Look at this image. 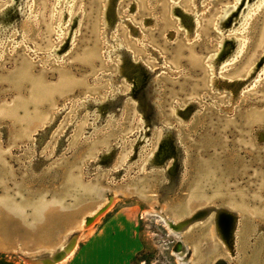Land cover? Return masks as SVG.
Returning <instances> with one entry per match:
<instances>
[{
	"label": "rangeland",
	"instance_id": "374dc122",
	"mask_svg": "<svg viewBox=\"0 0 264 264\" xmlns=\"http://www.w3.org/2000/svg\"><path fill=\"white\" fill-rule=\"evenodd\" d=\"M69 1L0 0L13 8L0 22V264L42 263L75 239L70 264L104 229L118 264H190L218 244L215 210L192 221L210 207L239 211L238 261L264 264V8L234 39L255 0ZM164 128L181 148L173 190L150 166L169 153Z\"/></svg>",
	"mask_w": 264,
	"mask_h": 264
},
{
	"label": "bare ground",
	"instance_id": "6f19581e",
	"mask_svg": "<svg viewBox=\"0 0 264 264\" xmlns=\"http://www.w3.org/2000/svg\"><path fill=\"white\" fill-rule=\"evenodd\" d=\"M58 1L60 3V0H58ZM234 1L237 2L238 0H234ZM65 3H66V1H65ZM263 8H264V0H255V2L253 3V5H250V6H248L246 8V12L244 13L245 15L244 16L242 15L241 24L239 25L237 31L234 32L235 33V36H233L234 39L236 37V33H238V32L245 33L244 31H246L245 30L246 29L245 27L247 25L248 20L250 18H252V16L254 17V13L259 12ZM234 9H235V5L233 4L231 6V8H227V9H225L222 12L221 16L217 19L216 24H215V26H216V28H217L218 31H219V29H222V28L225 27L224 26V23H225V20L227 18V15H228V13L232 12ZM7 14L8 13H5V14L1 15L2 16V18L0 19V22L2 23L1 28H6L9 25L8 19H6ZM242 38L241 39L237 38L239 40L236 41L235 55H234V57H232V59L235 58L238 54L241 53V50H242V48L244 46V41L242 40ZM196 60L197 59H195V61ZM192 63L197 64L199 62H197V61L194 62L193 61ZM210 63H212V60H210ZM224 67H222V68H224ZM262 69H264V65L259 69V71L262 70ZM24 72H25V70H24ZM24 72H22V73L24 74ZM25 75H27V73ZM262 75H264V71H261V73H259V75H256L255 80L259 79ZM19 79H20V77H19ZM25 79H27V78H25ZM63 79H65V78H63ZM66 79H68V78H66ZM66 81H68V80H66ZM252 83L255 84L256 82H252ZM35 85L38 86L37 84H35ZM35 85H34V87H35ZM65 85H67V84L65 83L64 84V87H66ZM38 87L40 88V86H38ZM37 90H38V88H37ZM34 91H35V88H34ZM52 91L51 92L50 91H45L43 89L41 91L42 93L39 92V91H36V92L37 93L39 92V94H41L40 96L43 97V99L44 98L46 99V98L50 97L51 94H53ZM36 92H35V95H36ZM35 116L33 118H35ZM155 165L156 164H153V165L151 164L150 166L153 168ZM98 205L96 206L97 208L95 207L96 209L93 210L94 212L101 207L102 203L99 206ZM207 206L208 205H206L204 207H207ZM206 209L207 208L203 209L205 211L203 213L199 214V215H201V216L198 217L199 220L202 219V218H206V216L208 215ZM93 211L91 212L92 214L90 213V217L93 216V214H94ZM238 212L239 211L233 212V211H230L229 210L228 211V213H229L228 215L227 214L226 215H223L222 213H220L219 210H215L214 211V213H213L214 216L212 218V221L214 223V225H213V228L214 229L211 230V234H212V236H215V238H216V240L218 242V244L216 246L217 249L214 247V249L208 254V256L207 255L205 256L204 254H202L199 251V249H197V248L194 249L193 252H192L193 254L191 253L192 254L191 258L188 259V262L190 264H241L238 261V259H239V252H238V247H237V231H238V228H239L238 226L240 224V220H239V216H238L239 213ZM223 213H225V212H223ZM260 213H261V211H260ZM260 213H259V215H261ZM261 218H264V212L262 213ZM198 219H196V220H198ZM179 220H181V219H179ZM184 221H187V220H184ZM83 224H84V219H81L78 222V224L75 225V227H74L73 230H77V229L78 230H81ZM188 224L189 223H187V222H180V223L177 222V224L175 222L174 225L169 224V228H170V230H173L175 232L177 230H182V232H184L183 229L185 227H187ZM75 247H76L75 240H73L71 242H67L66 241V242H64L63 244H61V245H59L57 247L55 246V248L53 247V249L45 250L44 252L47 254V256L45 258H43L44 259L43 262L42 263H37L36 262L34 264H64L65 261L68 260L72 256V254H73V252L75 250ZM203 250H205V249H203ZM187 251H189V249L185 245V243L179 241L178 242V246H177L176 251H175V252H179L178 253V256H177L179 262H183L184 261V258H188V255L189 254H187ZM220 252L226 253L227 258L220 257L219 256V253ZM175 255H176V253H175ZM33 257L36 258L37 256L30 255V258H33Z\"/></svg>",
	"mask_w": 264,
	"mask_h": 264
},
{
	"label": "crops",
	"instance_id": "0c3cea01",
	"mask_svg": "<svg viewBox=\"0 0 264 264\" xmlns=\"http://www.w3.org/2000/svg\"><path fill=\"white\" fill-rule=\"evenodd\" d=\"M116 238V235L112 238L108 236L106 229H104L97 235L89 250L70 264H118L121 248L115 241Z\"/></svg>",
	"mask_w": 264,
	"mask_h": 264
},
{
	"label": "water",
	"instance_id": "95a60500",
	"mask_svg": "<svg viewBox=\"0 0 264 264\" xmlns=\"http://www.w3.org/2000/svg\"><path fill=\"white\" fill-rule=\"evenodd\" d=\"M15 1V0H14ZM13 8H12V6H8L7 8H5L2 12H0V16L1 15H3V14H5V13H7V12H9L10 10H12ZM7 29V28H6ZM7 31H9V30H7ZM7 31L4 29V30H2V31H0V36H3L4 34H6L7 33ZM208 64H210V60L208 61ZM140 76V75H139ZM142 82V80H141V78H139V80H137V82L135 83V85H138V84H140ZM139 86V85H138ZM145 97H147L146 96V94H145ZM144 102L142 101L141 103H139L138 104V108H137V110H138V112H142L143 111V109H144ZM163 135H165V137L167 138V140L166 141H164L163 143H162V145H166V146H168V158H173L174 160V162L172 163V166L169 168V170L167 171V169H166V166H167V164H168V160H166L165 159V157L167 156H162V158H158L157 156V158H155V160L153 161V163H152V165L153 164H156V165H164V169H163V175H162V177H165L166 178V175L168 176V178H169V187H170V189L171 190H173V188L175 187V184H176V181L178 180V178H179V172H178V170L179 169H181V167H180V161H179V159H180V150H181V148H178V147H175V145L173 144V139H172V137H173V134H172V132H171V129H167V128H164L163 129V133H162ZM176 134V133H175ZM177 135V134H176ZM164 137V138H165ZM177 146V145H176ZM160 147H161V145H160ZM180 149V150H179ZM174 172H178L177 173V175H174ZM171 178H172V182H171ZM222 208H224V207H221V208H209L208 210H207V213H209V212H211V211H214V210H219V209H222ZM205 210H203V209H201L197 214H196V216L194 217V218H192V221H194V220H196V219H198V216H199V214H201V213H203ZM87 219V218H86ZM185 222H187V223H190V221L189 220H187V221H185ZM75 240V239H74ZM71 241H73V240H71ZM71 241H69V242H71Z\"/></svg>",
	"mask_w": 264,
	"mask_h": 264
},
{
	"label": "flooded vegetation",
	"instance_id": "af4514ba",
	"mask_svg": "<svg viewBox=\"0 0 264 264\" xmlns=\"http://www.w3.org/2000/svg\"><path fill=\"white\" fill-rule=\"evenodd\" d=\"M176 246H177V245H176ZM175 248H176V247H175ZM175 248H174V249H175Z\"/></svg>",
	"mask_w": 264,
	"mask_h": 264
}]
</instances>
